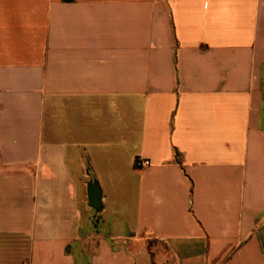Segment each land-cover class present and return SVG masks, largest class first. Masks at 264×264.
Listing matches in <instances>:
<instances>
[{
    "label": "crops",
    "instance_id": "obj_1",
    "mask_svg": "<svg viewBox=\"0 0 264 264\" xmlns=\"http://www.w3.org/2000/svg\"><path fill=\"white\" fill-rule=\"evenodd\" d=\"M0 264H264V0H0Z\"/></svg>",
    "mask_w": 264,
    "mask_h": 264
},
{
    "label": "water",
    "instance_id": "obj_2",
    "mask_svg": "<svg viewBox=\"0 0 264 264\" xmlns=\"http://www.w3.org/2000/svg\"><path fill=\"white\" fill-rule=\"evenodd\" d=\"M88 202L89 206L97 213L102 211V190L96 181H92L88 185Z\"/></svg>",
    "mask_w": 264,
    "mask_h": 264
},
{
    "label": "built area",
    "instance_id": "obj_3",
    "mask_svg": "<svg viewBox=\"0 0 264 264\" xmlns=\"http://www.w3.org/2000/svg\"><path fill=\"white\" fill-rule=\"evenodd\" d=\"M143 162L144 161L142 159L138 158V159H136L135 164L137 167H142L144 165Z\"/></svg>",
    "mask_w": 264,
    "mask_h": 264
},
{
    "label": "trees",
    "instance_id": "obj_4",
    "mask_svg": "<svg viewBox=\"0 0 264 264\" xmlns=\"http://www.w3.org/2000/svg\"><path fill=\"white\" fill-rule=\"evenodd\" d=\"M65 2H71L72 0H64Z\"/></svg>",
    "mask_w": 264,
    "mask_h": 264
}]
</instances>
